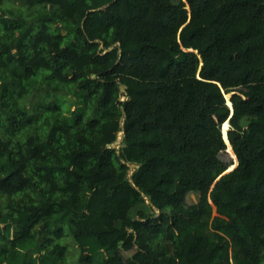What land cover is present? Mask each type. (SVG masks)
Instances as JSON below:
<instances>
[{
  "label": "trees",
  "instance_id": "16d2710c",
  "mask_svg": "<svg viewBox=\"0 0 264 264\" xmlns=\"http://www.w3.org/2000/svg\"><path fill=\"white\" fill-rule=\"evenodd\" d=\"M0 264H264V0H0Z\"/></svg>",
  "mask_w": 264,
  "mask_h": 264
},
{
  "label": "rangeland",
  "instance_id": "374dc122",
  "mask_svg": "<svg viewBox=\"0 0 264 264\" xmlns=\"http://www.w3.org/2000/svg\"><path fill=\"white\" fill-rule=\"evenodd\" d=\"M227 122L229 124V120H227ZM222 133H223V130H222ZM223 137H224V135H223ZM119 145H120V141L118 143H116V146H119ZM230 149H231V147H230ZM230 149H229V146H228L224 151H222L220 153V158L222 160H224L225 162L231 164L230 167H229L231 169V167L233 168V167H235L237 165V163H238L237 161L238 160H237V156L236 155L234 156V154L232 153V151ZM229 168H228V170H229ZM198 198H199V194L190 193L188 195V197H187V201H188L189 204L190 203L193 204V203L198 201ZM140 208L144 209L147 212H151L152 211V208L148 204V201L146 203L140 204ZM137 210H139V207L134 208L132 210V213L135 214ZM1 211H4V208H2ZM69 242H70L69 244L71 246V253H73V252L75 253L77 251L76 243L74 241H69ZM121 251H122V254L124 255V257L127 258V257L131 256L134 253L135 250H124L123 249ZM71 258L68 259V263L74 261V259H75V258H72V259Z\"/></svg>",
  "mask_w": 264,
  "mask_h": 264
},
{
  "label": "water",
  "instance_id": "95a60500",
  "mask_svg": "<svg viewBox=\"0 0 264 264\" xmlns=\"http://www.w3.org/2000/svg\"><path fill=\"white\" fill-rule=\"evenodd\" d=\"M231 102V101H230ZM228 104H229V102H228ZM230 105V107H231V112L233 113V106H232V102H231V104H229ZM229 128H230V122H229V124H228V127H227V132H226V135H227V138H225V140L227 141H229V138H228V130H229ZM222 130H223V128H222ZM229 144H230V141H229ZM234 168V167H233ZM233 168H231V169H233ZM231 169H229L228 171H230Z\"/></svg>",
  "mask_w": 264,
  "mask_h": 264
},
{
  "label": "bare ground",
  "instance_id": "6f19581e",
  "mask_svg": "<svg viewBox=\"0 0 264 264\" xmlns=\"http://www.w3.org/2000/svg\"><path fill=\"white\" fill-rule=\"evenodd\" d=\"M228 102H230V100H229ZM230 103H231V102H230ZM230 103H229V104H230ZM227 127H228V122H227V126L225 125V126L223 127V133H224L223 135H224V137L226 136L225 138H227V135H226ZM227 142H228L229 147H231V150H232V146H231V144H229V141H228V140H227Z\"/></svg>",
  "mask_w": 264,
  "mask_h": 264
},
{
  "label": "snow or ice",
  "instance_id": "6c2138e0",
  "mask_svg": "<svg viewBox=\"0 0 264 264\" xmlns=\"http://www.w3.org/2000/svg\"><path fill=\"white\" fill-rule=\"evenodd\" d=\"M225 125L227 126V121H225Z\"/></svg>",
  "mask_w": 264,
  "mask_h": 264
}]
</instances>
